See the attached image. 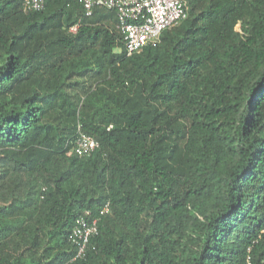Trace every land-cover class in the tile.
I'll return each instance as SVG.
<instances>
[{
    "label": "trees",
    "instance_id": "trees-1",
    "mask_svg": "<svg viewBox=\"0 0 264 264\" xmlns=\"http://www.w3.org/2000/svg\"><path fill=\"white\" fill-rule=\"evenodd\" d=\"M116 26L0 0V264H264V0H189L132 56Z\"/></svg>",
    "mask_w": 264,
    "mask_h": 264
},
{
    "label": "built area",
    "instance_id": "built-area-1",
    "mask_svg": "<svg viewBox=\"0 0 264 264\" xmlns=\"http://www.w3.org/2000/svg\"><path fill=\"white\" fill-rule=\"evenodd\" d=\"M48 0H23L24 12L41 11ZM84 6L86 17L94 15L96 9L115 12L117 31L127 56L141 53L148 46H157L163 32L179 26L188 18L189 0H77ZM80 22L72 28L77 32ZM100 147L99 142L86 134L79 125L73 151L80 157L91 155ZM107 203L100 217L110 212ZM100 217L86 212L79 216L69 236L76 249L74 260L87 256L92 238L98 235ZM248 264H251L250 262Z\"/></svg>",
    "mask_w": 264,
    "mask_h": 264
},
{
    "label": "rangeland",
    "instance_id": "rangeland-1",
    "mask_svg": "<svg viewBox=\"0 0 264 264\" xmlns=\"http://www.w3.org/2000/svg\"><path fill=\"white\" fill-rule=\"evenodd\" d=\"M117 52H118V53L121 52L120 49H118Z\"/></svg>",
    "mask_w": 264,
    "mask_h": 264
}]
</instances>
